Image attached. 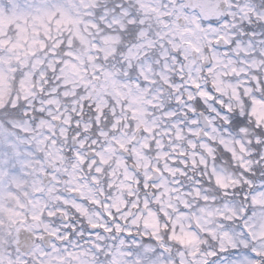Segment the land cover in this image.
<instances>
[{
    "label": "snow or ice",
    "instance_id": "snow-or-ice-1",
    "mask_svg": "<svg viewBox=\"0 0 264 264\" xmlns=\"http://www.w3.org/2000/svg\"><path fill=\"white\" fill-rule=\"evenodd\" d=\"M0 264H264V0H0Z\"/></svg>",
    "mask_w": 264,
    "mask_h": 264
}]
</instances>
